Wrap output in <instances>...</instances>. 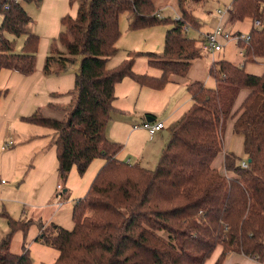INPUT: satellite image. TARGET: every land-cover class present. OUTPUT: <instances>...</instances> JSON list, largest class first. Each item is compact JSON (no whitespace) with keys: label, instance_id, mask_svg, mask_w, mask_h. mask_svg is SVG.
I'll return each mask as SVG.
<instances>
[{"label":"trees","instance_id":"1","mask_svg":"<svg viewBox=\"0 0 264 264\" xmlns=\"http://www.w3.org/2000/svg\"><path fill=\"white\" fill-rule=\"evenodd\" d=\"M22 1L40 0H0V71L31 74L37 67L40 36L28 31L32 20ZM199 1L180 0L182 16L174 18L161 16L152 0H70L78 4V14L62 18L66 29L60 37L70 56L57 58L53 50L45 71L51 73L54 64L56 71H65L81 55L76 85L68 91L74 98L64 119L47 117L40 109L29 119L54 130L51 147L63 180L74 166L84 174L95 158L102 156L105 162L84 198L74 203V228L41 223L38 238L58 251L54 264H204L219 245L223 253L215 264L235 251L264 264V74L215 59L209 67L214 87L203 80L188 82L192 105L173 126L154 169L121 160L117 154L123 144L106 135L118 82L129 75L140 86L162 88L172 75L186 77L204 56L201 44L186 29L200 25L192 8ZM227 11V25L254 21L258 14L262 18V26L251 27L248 38L237 42L244 63L259 61L264 57V0H234ZM124 12L131 31L159 24L171 27L163 52L127 50L126 58L110 67L120 51ZM6 32L17 38L10 39ZM21 35L25 37L17 48ZM140 55L160 75L135 72ZM246 88L249 93L235 110ZM50 106L60 104L52 100ZM230 117L235 131L245 137L251 161L244 167L227 154L226 167L234 171L228 178L213 162L223 151ZM9 224L12 231L0 239V264H33L28 250L11 251L21 223L11 217Z\"/></svg>","mask_w":264,"mask_h":264},{"label":"rangeland","instance_id":"2","mask_svg":"<svg viewBox=\"0 0 264 264\" xmlns=\"http://www.w3.org/2000/svg\"><path fill=\"white\" fill-rule=\"evenodd\" d=\"M203 2L195 4L196 7L200 4L196 13L198 12V15L202 16V25L199 27L190 26L187 30L189 35L197 39L199 45L201 44L204 53L201 59L207 66H199L198 68L193 66L192 69L197 68V74L200 78L204 76V78L195 80H203L208 86L214 87L216 82L214 77L209 74V66L215 59L220 60L222 58L237 63L244 62L235 37L238 32L247 35L251 27L254 26V22L249 18L244 21L229 22L224 29L231 33V37L224 43L225 45L221 50L213 52L209 49L205 39V35L210 31V26L205 21L206 17L204 16L207 15L202 14V12L206 13V9H203L206 1ZM22 4L32 20L28 26V31L38 34L40 41L35 72L29 75L21 74L9 68L0 71V232L5 231V234H8L12 231L9 218L18 220L21 226L17 227L18 229L12 236L11 251L23 253L28 250L31 258H33V264H54L58 258V251L51 244L38 238L41 234V223L45 225L59 224L69 230L74 228V203L77 199L84 198L102 167L104 159L102 156L95 158L84 174H80L77 167L74 166L68 178L63 180L59 176L55 147L52 146L51 148L54 130L42 124H36L29 119V116L38 108L45 116H47L45 111L59 113L61 112L59 109L48 110L50 102L52 100L67 102L71 98L72 94L67 92L72 91L76 85L75 75L79 70L82 56H77L76 60L65 71H56L58 65L54 64L52 72L47 73L45 62L53 50L56 51L57 58L70 56L68 48L60 38L61 33L66 29L62 18L65 15L75 18L78 14V4H71L70 0L22 1ZM125 15L126 13H124V17ZM2 18L3 14L0 12V26L3 22ZM125 19L127 20L126 17ZM126 27L127 22L122 28L124 35L117 44L121 49L109 61L110 67L120 64L126 58V47L134 41L138 42V46L145 47L147 43L143 39L152 38L154 42L151 48L154 50L151 51L163 52L165 36L171 25L160 24L151 31L144 30L137 36L133 35V32H127ZM5 35L10 39L17 38L9 32H6ZM24 37L25 35L18 37L17 48L21 47ZM137 61L136 67L140 73L148 72L150 75L160 73L159 69L147 65L145 57L138 58ZM179 84L182 85V83ZM168 87L166 85L155 89L143 86L142 93L136 92L133 95V100H128L132 95L129 91L126 97L127 92H122L124 97L117 94V100L114 104H119L128 110L118 115L112 113L109 126L115 123L117 116L129 113H132L133 117L131 125L134 122L141 124L143 118L146 117V114L139 117L143 109H148L155 117H160L157 110L171 113L181 100V96H174L172 92L167 94L168 90L166 89ZM248 90V88L244 89L239 95L235 110L242 105ZM54 92L64 94L63 98L53 97L52 93ZM72 97L74 98V95ZM188 97L191 102L190 93H188ZM43 105L45 106L43 107ZM166 122V129L161 133L170 139L171 135L168 130L171 129V125L168 121ZM234 124L235 119L230 117L223 132V151L218 154L213 162L214 166L228 178L233 177L234 171L228 170L226 167L225 156L227 154L234 155L237 163L239 160L248 159L245 137L242 133L235 131ZM116 135L119 137L124 135L123 124H120ZM114 139L123 141L121 138ZM9 141H13L12 147L4 151L2 147ZM122 143H124V147H127L126 142ZM131 146L132 142L130 143ZM134 147H137V144H134ZM151 169L154 168L151 167ZM65 189L68 191L63 193ZM26 222L27 224L24 225L23 223Z\"/></svg>","mask_w":264,"mask_h":264},{"label":"crops","instance_id":"3","mask_svg":"<svg viewBox=\"0 0 264 264\" xmlns=\"http://www.w3.org/2000/svg\"><path fill=\"white\" fill-rule=\"evenodd\" d=\"M152 1H154L156 6L158 7L159 14L161 16H167V17L172 16L174 18H178V17L182 16L181 15L180 0H152ZM202 1H204V2L206 1L205 3L203 2L204 3L203 9H206V13L202 12V14L207 15L204 17H206L205 21H207L209 26H210L209 32L214 31V28L218 27V25H220V24H222L223 29H224V27L227 25V20L229 17V14L227 12V8H228V6H230L232 4V2L234 0H201V1H199V3H201ZM199 5L197 7L195 5V7H192V8L194 11V15L197 16L198 20L200 21V25H202V23H203L202 16L198 15V12L196 13V10L199 7ZM219 9H222L225 12L222 14H219V12H218ZM124 13H126V12H124ZM120 17H121V21H120L121 29L123 28L124 23L127 22V27H126L127 32H133V35H136V36L139 35L140 33H143L144 30L151 31L152 29L155 28V26H158V25H154V27L141 28L140 30L131 31L128 29V21H129L128 13H126V15H125L127 20L125 19L124 14H122ZM166 26H168V25H166ZM122 32H123V30H122ZM239 33H241V32H239ZM123 35H124V32H123ZM123 35H122V37H123ZM143 40L145 43H147L145 47L138 46V42L134 41L132 44H130L126 47L125 55H126L127 50H134V51H151V50H154L151 48V46H153V42H154L152 38L151 39L150 38L149 39H143ZM221 41H223V39H221ZM120 49H121V47H120ZM239 52H240V54H242L241 50ZM141 57H144V56L140 55V57H138V58H141ZM138 58L136 59V63L134 65V71L140 73L136 67L137 63H138V61H137ZM222 59H224V58H222ZM234 62H236V61H234ZM238 64L245 65V68L249 73H253L256 75L264 74V57H260V60L257 62L250 61V62H246V63L241 62ZM147 65H148V61H147ZM115 66H117V65H115ZM193 66H197V68H198L199 66L205 67V66H207V64L200 58L199 60H197L193 64ZM192 67L188 71V74L186 77H180V76L172 75L171 80L169 81V84L168 83L166 84L167 86H169L166 89V90H168L167 94H170L172 92L174 94V96H181V100L177 103V106L172 110L171 113H165L162 110H159V111L157 110V113H159L160 117L159 116L155 117V115H153L152 112H150L148 109H145V110L143 109L142 112H140L139 117L145 116V114H146V117L143 118V120H147V118H152V117H154L155 119L163 120L165 122V127L167 125L166 121H168V123H170V125H171V129L168 130V133H170L173 126L185 114L187 109L190 107V103L192 102V100L190 102L189 97H188L189 90L187 89V83L191 82V81H195V79L200 78L199 75L197 74V68L192 69ZM208 71H209V68H208ZM156 75H160V73L159 74L156 73L153 76H156ZM201 78H204V76ZM179 83H182V85H180ZM142 87L143 86H140L137 83V81L132 76H129V75H127L123 80L118 82L115 86L116 98L113 101L114 108H113L112 113H114V114L117 113V115H118V114L124 113L125 110L126 111L128 110V108L126 109V108L120 106L119 104H114V103H116V100H117V94L120 97L121 96L124 97L122 92H127L125 95V97H126L128 94V91H129L132 95L130 96V98L128 100H130V99L133 100L134 99L133 95L136 92L139 94L142 93ZM122 89H124L125 91ZM248 93H249V90H248L247 94ZM68 94H72V93H68ZM247 94H246V96H247ZM72 95H71L70 100L67 102L57 100L56 102L59 103L60 106L51 107L50 104H49V107L47 106L49 108L48 110L59 109L61 112L56 113L54 111L50 112V111L44 110L45 114L47 116H50L51 118L55 117L58 119H63L65 116V113H66V109H68V107L72 103V100H73ZM62 96L60 95V97H57V98H63ZM246 96H245V98H246ZM236 102H237V100H236ZM44 106L45 105H43V107ZM235 107H236V105H235ZM38 109H40V108H38ZM142 113H144V114H142ZM132 120H133L132 113H129L127 115L123 114V115L117 116L115 123H113V125L109 126L110 123L108 124V127L106 129V135L112 140H116V141L121 142V143L122 142L127 143V147H124L125 145H124V143H122L123 148L117 154V156L121 160L126 161V162H130V163L139 164V165H142L143 167L145 166L149 169H151V167L156 168L158 161L160 159V156L163 152L162 149L168 143L169 139L166 138L165 135H163V133H161V131H163L164 129L161 131H158V133H156L154 136H152L149 134V132L145 128H143V129L142 128H134L135 122L133 125H131ZM120 124L124 125V135H122V137H119L116 135V131H118ZM159 132H160V134H159ZM158 134H159V136H158ZM157 136H158V138H156ZM114 138H119V139L121 138V140H123V141H119V140L114 139ZM131 142H132V146L130 147ZM134 144L135 145L137 144V147H134ZM51 145H52V143H51ZM9 147L11 148L12 145ZM8 149L9 148L3 149V150L5 151ZM102 158L104 159V161L102 163H104L105 158L104 157H102ZM100 163H99V165H100ZM4 235H6L5 231L0 232V239ZM222 250H223L222 245L217 246L216 249L213 251V254L209 258L206 259L204 264H215L216 261L220 258L221 254L223 253ZM221 264H262V263L259 262L256 258H254L252 256L249 257L243 253L235 251V252L229 253L223 259Z\"/></svg>","mask_w":264,"mask_h":264},{"label":"built area","instance_id":"4","mask_svg":"<svg viewBox=\"0 0 264 264\" xmlns=\"http://www.w3.org/2000/svg\"><path fill=\"white\" fill-rule=\"evenodd\" d=\"M218 12H219V14H222L225 11L222 9H219ZM253 22H254V27H256V28H259L263 24V20L259 14H258V16H256L254 18ZM186 29H188V27ZM230 37H231V33L226 32L223 29L222 24H220V25H218V27L214 28V31L209 32L205 35L207 45H208L209 49H211L213 52L221 50L224 46V43H226ZM247 38H248V34L247 35L242 34V36L236 35V37H235L236 43L240 39L244 40ZM221 39H223V41H221ZM134 128H142V129L145 128L149 132L150 135L154 136L156 133H158V131L165 129V122L163 120H154V121L143 120V122L141 124H135ZM12 144H13V141L6 142L2 148L7 149ZM239 162L244 167H247L248 163H249L247 160H239Z\"/></svg>","mask_w":264,"mask_h":264},{"label":"water","instance_id":"5","mask_svg":"<svg viewBox=\"0 0 264 264\" xmlns=\"http://www.w3.org/2000/svg\"><path fill=\"white\" fill-rule=\"evenodd\" d=\"M154 119H155L154 117H152V118H147V120H150V121H154ZM249 161H251V158H248V162H249Z\"/></svg>","mask_w":264,"mask_h":264}]
</instances>
